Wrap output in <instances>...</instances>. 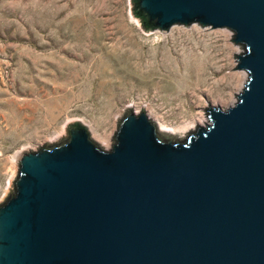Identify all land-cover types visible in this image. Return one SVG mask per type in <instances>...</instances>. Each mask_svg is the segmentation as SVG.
I'll use <instances>...</instances> for the list:
<instances>
[{"label":"water","instance_id":"95a60500","mask_svg":"<svg viewBox=\"0 0 264 264\" xmlns=\"http://www.w3.org/2000/svg\"><path fill=\"white\" fill-rule=\"evenodd\" d=\"M149 32L229 28L248 72L235 105L186 137L127 108L111 150L88 126L18 157L0 264H264V0H132Z\"/></svg>","mask_w":264,"mask_h":264},{"label":"rangeland","instance_id":"374dc122","mask_svg":"<svg viewBox=\"0 0 264 264\" xmlns=\"http://www.w3.org/2000/svg\"><path fill=\"white\" fill-rule=\"evenodd\" d=\"M132 8V0H0V203L15 191L17 157L55 144L71 123L111 150L127 108L145 106L160 132L186 137L210 122L207 107L238 101L248 72L233 70L243 49L231 29L147 32Z\"/></svg>","mask_w":264,"mask_h":264},{"label":"bare ground","instance_id":"6f19581e","mask_svg":"<svg viewBox=\"0 0 264 264\" xmlns=\"http://www.w3.org/2000/svg\"><path fill=\"white\" fill-rule=\"evenodd\" d=\"M244 77H246V75H244ZM204 122H206L205 120H203L201 117L199 118H197L196 119V123H200V124H202V123H204ZM163 127H162V130H168L167 128H165L164 126L165 125H162ZM195 125H193V126H184V127H179L178 129H175V131L174 132H176V133H178V132H181V133H183V132H186V131H188L189 129H191V128H193ZM169 131H171V130H169ZM172 132V131H171ZM105 137V136H104ZM105 139V141H107L106 139H108L107 137H105L104 138Z\"/></svg>","mask_w":264,"mask_h":264}]
</instances>
